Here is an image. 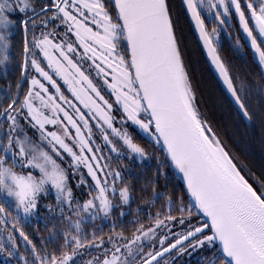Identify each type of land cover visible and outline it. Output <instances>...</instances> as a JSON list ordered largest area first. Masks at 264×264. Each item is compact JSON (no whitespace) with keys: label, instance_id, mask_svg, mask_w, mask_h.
Instances as JSON below:
<instances>
[{"label":"snow or ice","instance_id":"snow-or-ice-1","mask_svg":"<svg viewBox=\"0 0 264 264\" xmlns=\"http://www.w3.org/2000/svg\"><path fill=\"white\" fill-rule=\"evenodd\" d=\"M230 27L256 72L222 54ZM189 32L264 143V0H0L3 264H264V164L234 154L203 107ZM125 157L157 161L144 206ZM51 193L47 235L29 232Z\"/></svg>","mask_w":264,"mask_h":264},{"label":"trees","instance_id":"trees-1","mask_svg":"<svg viewBox=\"0 0 264 264\" xmlns=\"http://www.w3.org/2000/svg\"><path fill=\"white\" fill-rule=\"evenodd\" d=\"M233 24L236 23L235 20L232 21ZM239 32L237 27H230L227 29H221V35L223 37L221 43L222 54L228 57L232 62L244 72L245 70L256 72V63L253 60L251 53L244 55L246 48L241 52L234 51L235 48V37ZM231 39L234 47L231 46L228 37ZM231 34V35H230ZM22 34L20 32L16 33L15 38L19 40ZM189 49L191 51V58L193 63L197 68V79L199 82V94L202 97V105L213 117L214 123L216 124L217 130H222L224 132L223 139L228 143L230 149L234 154L238 155L241 160L249 162L251 165L259 167L261 164H264V143L261 142V128L259 121L255 122V127L247 126L243 122L239 121V118L235 116L234 109L229 105L224 92L217 86V81L214 74L208 70L207 64L204 62L203 57L200 53L199 48L196 45L195 37L189 32ZM15 65L9 66V78L14 76ZM5 85V80L0 74V88H3ZM143 142V141H141ZM127 160V158H125ZM130 165V172L128 173L129 180L132 184L136 186L135 196L136 203L133 205V208L136 206L143 205V197L145 193L141 191V187L145 185L149 177H152L157 168V161L154 158H151L149 162L138 163L127 160ZM161 186L164 184L163 178L161 179ZM175 181L169 182V187H171ZM147 199H151V191L149 190L146 194ZM43 202L46 203V200L42 201L41 206L38 207V219H34L32 223L24 224L26 230L29 232L33 231L34 227H38L42 235H47L45 229V222L47 221L49 226H51L52 221L55 220L54 216L50 218L49 211L43 207ZM163 201H157L155 206L147 209L148 211H156L159 209ZM146 215V213L140 214ZM131 219V216H126L123 221H118V223L127 226V221ZM22 222V221H21ZM101 227L97 226V230H100ZM102 230L105 234L109 231V223L104 222L102 225ZM193 264H198L194 262Z\"/></svg>","mask_w":264,"mask_h":264},{"label":"rangeland","instance_id":"rangeland-1","mask_svg":"<svg viewBox=\"0 0 264 264\" xmlns=\"http://www.w3.org/2000/svg\"><path fill=\"white\" fill-rule=\"evenodd\" d=\"M36 2L38 3V0H36ZM206 23L209 24V26H211L213 23H215L214 21H210V20H206ZM233 23V22H231ZM22 34V33H21ZM220 42L222 43V40H223V37L221 35V30H220ZM3 88H0V90H2ZM126 158V157H125ZM151 158H147L143 161H138V160H131L132 162H138V163H145V162H149ZM46 200V203L43 202V204H47V203H52V204H55V199H54V193H51L47 196V198L45 199ZM39 207V206H38ZM46 210L48 211V209L46 208ZM40 216L38 215V211H37V215L36 216H33L31 218V223L33 222L34 219H38ZM56 219V218H54ZM22 224H25L24 221L21 222ZM104 222H101V221H96L95 224L96 226L98 227H102ZM29 224V223H27ZM87 227L89 229H91L93 227L92 224H88ZM3 260H4V257L3 256H0V264H3ZM198 262V256H197V253L196 252H192L191 253V256H188V255H183V256H180V257H177V264H193L194 262Z\"/></svg>","mask_w":264,"mask_h":264},{"label":"water","instance_id":"water-1","mask_svg":"<svg viewBox=\"0 0 264 264\" xmlns=\"http://www.w3.org/2000/svg\"><path fill=\"white\" fill-rule=\"evenodd\" d=\"M226 36L228 37V40H229V42H230L231 46H232V47H234V45H233V43H232L231 39L229 38V36H228L227 34H226Z\"/></svg>","mask_w":264,"mask_h":264}]
</instances>
